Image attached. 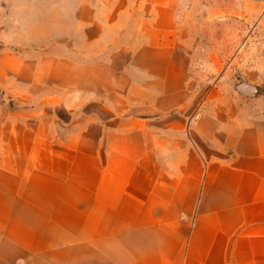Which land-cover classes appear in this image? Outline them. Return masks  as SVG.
Segmentation results:
<instances>
[{
  "label": "crops",
  "instance_id": "0c3cea01",
  "mask_svg": "<svg viewBox=\"0 0 264 264\" xmlns=\"http://www.w3.org/2000/svg\"><path fill=\"white\" fill-rule=\"evenodd\" d=\"M28 1L0 0V264H264V124L196 99L182 0Z\"/></svg>",
  "mask_w": 264,
  "mask_h": 264
},
{
  "label": "rangeland",
  "instance_id": "374dc122",
  "mask_svg": "<svg viewBox=\"0 0 264 264\" xmlns=\"http://www.w3.org/2000/svg\"><path fill=\"white\" fill-rule=\"evenodd\" d=\"M65 3L59 0L60 9ZM181 3L184 14L177 19L189 55L188 86L196 99L235 103L264 124V0ZM241 84L252 86L249 97L236 92Z\"/></svg>",
  "mask_w": 264,
  "mask_h": 264
},
{
  "label": "water",
  "instance_id": "95a60500",
  "mask_svg": "<svg viewBox=\"0 0 264 264\" xmlns=\"http://www.w3.org/2000/svg\"><path fill=\"white\" fill-rule=\"evenodd\" d=\"M236 92L242 96L249 97L250 94L253 92V88L247 84H241L236 87Z\"/></svg>",
  "mask_w": 264,
  "mask_h": 264
}]
</instances>
